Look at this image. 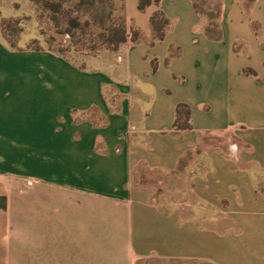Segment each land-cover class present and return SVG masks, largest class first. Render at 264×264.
Wrapping results in <instances>:
<instances>
[{
    "label": "crops",
    "instance_id": "0c3cea01",
    "mask_svg": "<svg viewBox=\"0 0 264 264\" xmlns=\"http://www.w3.org/2000/svg\"><path fill=\"white\" fill-rule=\"evenodd\" d=\"M150 1L92 66L0 42V264H264V0Z\"/></svg>",
    "mask_w": 264,
    "mask_h": 264
},
{
    "label": "rangeland",
    "instance_id": "374dc122",
    "mask_svg": "<svg viewBox=\"0 0 264 264\" xmlns=\"http://www.w3.org/2000/svg\"><path fill=\"white\" fill-rule=\"evenodd\" d=\"M38 1L43 2V0H0V42L15 49L52 51L79 66H89V64L92 66V63L95 62L94 59H100L106 53L117 51L106 49L101 42L99 36L103 31L100 24L109 26V16L112 22H119L124 16V0H97L94 6L90 4L92 0L81 2L78 0H54L71 8L74 15L81 14V16L89 18L93 25L95 24L90 29L88 27V29L74 30L71 36L62 33V18L60 15H57L59 17L57 24L51 22L49 14L41 8L40 4L37 3ZM194 1L200 11L212 16L216 14L220 3V0ZM35 38H38L39 41H36ZM205 143L213 144L215 142L211 139H205ZM142 174L145 179L144 183L142 181L143 184L157 185L159 181H162L166 184L164 185V192L171 199L185 197L188 201H192L190 195L182 193L180 196L176 193L177 188L183 187V184L177 178L159 176L151 172ZM142 174L138 173L136 176V181L139 184L141 183L139 177H142ZM160 185L158 184V186ZM12 186H15L12 182L7 183L5 181L2 184V188L6 190L11 189ZM6 190L4 192H7ZM7 203V197L0 195V208L5 209ZM107 253V250L96 248V264L105 261L106 258L104 257L108 255Z\"/></svg>",
    "mask_w": 264,
    "mask_h": 264
},
{
    "label": "trees",
    "instance_id": "16d2710c",
    "mask_svg": "<svg viewBox=\"0 0 264 264\" xmlns=\"http://www.w3.org/2000/svg\"><path fill=\"white\" fill-rule=\"evenodd\" d=\"M78 1L81 2L83 0H78ZM192 1H193L196 12L202 16L207 17L208 19L212 21V23L210 24V30L208 29V31H211V27L212 28L215 27L214 20L218 17V10L216 14L212 16L208 13L200 11L195 1L194 0ZM155 2L158 3L159 0H155ZM37 3L40 4L41 8L49 14V19L51 22L56 23L57 21H59V17L57 15H60V17L62 18V28H63L62 33H67L68 35L71 36L73 35L72 31L74 30H81L82 28L88 29V27L90 29L95 25V24L93 25V23L91 22L89 18L81 16V14L74 15L71 8L63 6V4L60 2H56L54 0H43V2L38 1ZM96 3H97V0H92L90 2V4L93 6ZM124 3H125V0H124ZM150 3H151L150 0H139V8L143 9L146 5ZM108 19L110 21L109 26H104L103 24H100V28L102 29L103 32L102 34H100L99 37L103 45L106 47V49L118 50L121 46H123L124 44L128 42L129 35H128L126 17L124 14V16L120 19V21L116 23L112 22L110 16ZM167 24H168V21L166 20V18L164 17L161 11H157L152 15L151 26L158 39L163 38ZM35 40L39 41L38 38H35ZM132 41H135V34L133 35ZM7 48L10 50H44V49H15L14 47H7ZM174 127L176 130L191 129L190 110L186 105H179L177 107L176 120L174 123ZM189 155L190 154H187L186 157L180 161L178 165V172L183 171V164L186 162L185 160L189 157ZM144 172H149V171L145 167L140 168L139 173L142 174ZM168 176H173L174 178H177L180 183L185 184V182L180 176V173L176 172V173L167 175V177ZM139 179L141 180V182L142 181L145 182L143 174H142V177H139Z\"/></svg>",
    "mask_w": 264,
    "mask_h": 264
}]
</instances>
